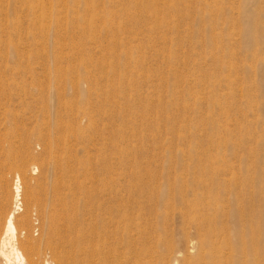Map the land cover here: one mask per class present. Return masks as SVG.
I'll return each instance as SVG.
<instances>
[{
  "label": "rangeland",
  "instance_id": "obj_1",
  "mask_svg": "<svg viewBox=\"0 0 264 264\" xmlns=\"http://www.w3.org/2000/svg\"><path fill=\"white\" fill-rule=\"evenodd\" d=\"M61 166L85 206L107 189L128 211L117 235L96 223L104 243L82 264H213L207 230L177 211L170 246L160 230L137 240L129 177L200 190L213 177L200 170L235 168L264 195V0H0V215L17 175L43 209ZM224 189L203 188L204 214Z\"/></svg>",
  "mask_w": 264,
  "mask_h": 264
},
{
  "label": "bare ground",
  "instance_id": "obj_2",
  "mask_svg": "<svg viewBox=\"0 0 264 264\" xmlns=\"http://www.w3.org/2000/svg\"><path fill=\"white\" fill-rule=\"evenodd\" d=\"M64 166H61V177L41 189L48 196V204L43 209L36 193L30 200L22 202L21 179L18 175L15 177L11 207L4 217L0 215V264H82L83 258L90 262L95 259L92 247L104 243L100 240L96 223L102 221L101 225L104 230L107 229L109 236L119 233L128 217L127 208L110 207L114 196L107 193V189L100 195H90L98 201H92L91 208L90 205L85 206L82 199L80 202L75 195L77 179L68 178L70 170L63 169ZM234 169L221 171L216 166L211 170L206 167L200 170L202 173L199 176L204 173L213 175L210 181H197L196 185L201 184L200 190L180 182L182 178L177 181V173L172 176L161 172L147 177H129V223L131 220L138 222V229L135 230L137 240L143 238L147 230H160L162 242L170 246L167 238L173 232L166 226L177 211L184 225L207 230V245L211 246L209 256L213 264H264L263 190L255 188L258 183L250 171L247 177L242 174L239 177ZM221 176L224 178L220 179ZM215 185L225 189L222 194L209 192L211 196L206 195L208 202L205 208L210 211V205L220 206L212 213L204 214L200 209L205 201L203 188ZM82 206H85L86 215L80 208ZM1 207L0 202V211ZM34 213L37 219L33 221ZM103 216L107 218L101 219ZM116 216L119 220L114 223ZM154 219H159L156 226L151 225ZM35 225L39 226L37 238L32 236L37 228H34ZM111 228H114L112 233L109 231ZM125 228H122V235ZM132 232L129 228V239ZM131 246L129 241V254L133 252ZM133 257L135 264H142L141 258Z\"/></svg>",
  "mask_w": 264,
  "mask_h": 264
}]
</instances>
